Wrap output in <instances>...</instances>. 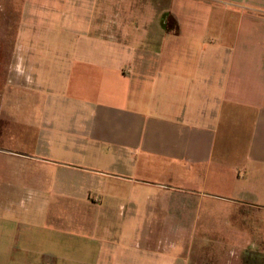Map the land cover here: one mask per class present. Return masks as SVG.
I'll return each mask as SVG.
<instances>
[{
	"label": "rangeland",
	"instance_id": "obj_1",
	"mask_svg": "<svg viewBox=\"0 0 264 264\" xmlns=\"http://www.w3.org/2000/svg\"><path fill=\"white\" fill-rule=\"evenodd\" d=\"M235 5L237 0H0V264H264L260 255L237 252L241 225L230 199L237 198L232 181H209L205 188L195 176L178 174L183 183L174 184L193 191L163 195L148 187L132 192L135 203L93 185L86 200L81 196L88 184L74 181L69 191H58L55 167L35 158L107 168L90 152L68 155L79 145L65 135L79 133L81 122L72 101V58L110 50L124 56L126 43L138 48L158 37L170 8L181 10L194 34L197 24L213 26ZM171 18L165 16L168 24ZM41 139L49 154L42 153ZM253 224L250 238L264 243V221Z\"/></svg>",
	"mask_w": 264,
	"mask_h": 264
},
{
	"label": "crops",
	"instance_id": "obj_2",
	"mask_svg": "<svg viewBox=\"0 0 264 264\" xmlns=\"http://www.w3.org/2000/svg\"><path fill=\"white\" fill-rule=\"evenodd\" d=\"M228 8L214 27L197 24L194 34L181 10L170 8L161 13L158 37L138 48L126 43L124 56L110 50L72 58V101L81 122L79 133L64 134L79 145L68 155L90 152L107 168L35 158L55 167L58 191H69L74 181L88 184L86 200L93 185L135 203L132 192L148 187L163 195L193 191L174 184L183 183L178 174L195 176L205 188L232 181L241 225L237 252L263 259L264 243L250 237L253 223L264 221V0H237ZM47 144L40 143L42 153L49 154Z\"/></svg>",
	"mask_w": 264,
	"mask_h": 264
}]
</instances>
